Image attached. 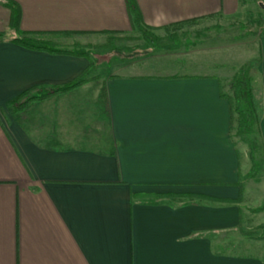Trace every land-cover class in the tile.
<instances>
[{"label":"crops","instance_id":"obj_1","mask_svg":"<svg viewBox=\"0 0 264 264\" xmlns=\"http://www.w3.org/2000/svg\"><path fill=\"white\" fill-rule=\"evenodd\" d=\"M14 1L33 35L132 28L126 0ZM136 3L151 27L240 8ZM10 22L0 0V264H264V239L240 233L253 218L239 201L252 162L222 82L128 71L21 110L18 96L63 86L90 62L20 45ZM262 88L264 152V74Z\"/></svg>","mask_w":264,"mask_h":264},{"label":"rangeland","instance_id":"obj_2","mask_svg":"<svg viewBox=\"0 0 264 264\" xmlns=\"http://www.w3.org/2000/svg\"><path fill=\"white\" fill-rule=\"evenodd\" d=\"M264 0H240L238 12L231 16L210 15L170 23L142 26L132 23L128 31L98 34L63 33L29 37L55 49L82 53L89 59L83 86L91 79L111 78L128 71L150 75H187L215 77L222 82V94L232 96L236 74L254 78L257 116L260 118L264 74ZM145 25V24H144ZM19 33V37H22ZM28 36V35H27ZM71 55V54H70ZM105 93V92H104ZM30 92L28 97L32 96ZM229 100V99H228ZM37 100H32L24 110ZM234 114L232 130L241 147L254 149L258 167L253 174L240 175L243 203L253 218L240 224L241 236L264 239V152L256 126L249 135H236ZM262 207V208H261ZM261 209V210H259Z\"/></svg>","mask_w":264,"mask_h":264},{"label":"trees","instance_id":"obj_3","mask_svg":"<svg viewBox=\"0 0 264 264\" xmlns=\"http://www.w3.org/2000/svg\"><path fill=\"white\" fill-rule=\"evenodd\" d=\"M2 1L4 5L11 10L10 26L17 29L18 32L21 35H23L22 37H17L14 40L16 43L31 49L44 50V51H49L51 53L83 55L82 53H75L69 50L55 49L43 42L37 41L36 39L29 37V33L20 31L19 24H20L21 14H20L19 5L14 0H2ZM126 4L132 22L139 27L142 33L146 34L142 26L145 27L147 26L144 25L142 21V16L138 8V5L136 3V0H126ZM86 73L87 70L84 73H82L78 78L63 86L54 87L51 90L38 89L36 94L30 97H28V95L33 89L27 91L21 94L20 96H18L16 99H14L10 104H17L19 107H26L27 104L30 103L32 100H42L53 94L66 93L71 90H74L85 81ZM231 86L233 89L232 96L231 97L227 96V98L229 99V103H230L231 119L233 120L234 114L237 115L236 128H235L236 135L237 136L249 135L252 133L255 126L257 128V131L259 132V118L257 116L256 104H255L254 78L249 75H245V74L242 75L241 73H238L234 76ZM37 88H41V87H37ZM222 96L226 97V95L224 94H222ZM249 156L252 162L250 174H253L255 169H257L258 167V162L255 158L254 149H250Z\"/></svg>","mask_w":264,"mask_h":264},{"label":"water","instance_id":"obj_4","mask_svg":"<svg viewBox=\"0 0 264 264\" xmlns=\"http://www.w3.org/2000/svg\"><path fill=\"white\" fill-rule=\"evenodd\" d=\"M262 7H263V9H264V5L262 4Z\"/></svg>","mask_w":264,"mask_h":264}]
</instances>
